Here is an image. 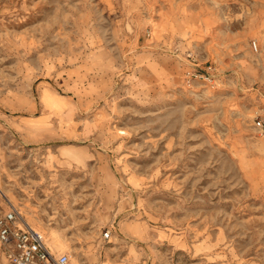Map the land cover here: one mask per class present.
<instances>
[{"label": "rangeland", "instance_id": "1", "mask_svg": "<svg viewBox=\"0 0 264 264\" xmlns=\"http://www.w3.org/2000/svg\"><path fill=\"white\" fill-rule=\"evenodd\" d=\"M262 116L264 0H0V213L75 264H264Z\"/></svg>", "mask_w": 264, "mask_h": 264}, {"label": "built area", "instance_id": "2", "mask_svg": "<svg viewBox=\"0 0 264 264\" xmlns=\"http://www.w3.org/2000/svg\"><path fill=\"white\" fill-rule=\"evenodd\" d=\"M254 49L257 45L253 42ZM187 57L193 60L192 53ZM213 69L207 67V71L200 72L193 66H189L184 73L187 82L192 79H209L208 72ZM256 128L264 134V117H257ZM111 230L103 232V239L110 237ZM0 246L4 257L9 264H75L67 252L52 250L46 242L44 234L32 227L22 216L17 206L9 202L7 208L0 213Z\"/></svg>", "mask_w": 264, "mask_h": 264}, {"label": "bare ground", "instance_id": "3", "mask_svg": "<svg viewBox=\"0 0 264 264\" xmlns=\"http://www.w3.org/2000/svg\"><path fill=\"white\" fill-rule=\"evenodd\" d=\"M54 244H56L58 247H61L62 246V243L56 241L55 239H54Z\"/></svg>", "mask_w": 264, "mask_h": 264}, {"label": "crops", "instance_id": "4", "mask_svg": "<svg viewBox=\"0 0 264 264\" xmlns=\"http://www.w3.org/2000/svg\"><path fill=\"white\" fill-rule=\"evenodd\" d=\"M107 241H109V238L107 239Z\"/></svg>", "mask_w": 264, "mask_h": 264}]
</instances>
